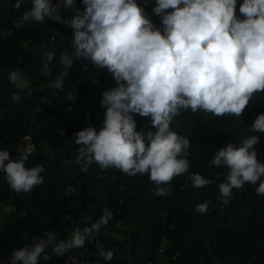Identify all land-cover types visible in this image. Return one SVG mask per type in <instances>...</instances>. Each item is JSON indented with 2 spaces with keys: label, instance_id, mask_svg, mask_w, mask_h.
<instances>
[{
  "label": "trees",
  "instance_id": "1",
  "mask_svg": "<svg viewBox=\"0 0 264 264\" xmlns=\"http://www.w3.org/2000/svg\"><path fill=\"white\" fill-rule=\"evenodd\" d=\"M15 3L0 0V150H7L15 161L19 146L34 145L25 166L43 165L44 182L29 193L17 194L0 171V264H10L14 250L30 244L33 237L43 238L46 231L54 232L57 241L70 239L77 228L95 223L105 206L113 220L95 239L60 257L49 247L51 259L39 264H71L69 257L74 254L86 264H264V195L256 192L260 181L233 189L229 203L222 204L218 185L225 182L228 170L211 163L228 144L239 147L243 139L257 136L254 149L264 164V133L252 129L264 113V92L253 94L240 117L190 108L173 117L170 130L189 139L188 155L180 158L187 159L190 167L168 185L157 186L147 173L130 177L114 167L101 169L95 162L82 172L79 165L67 163L78 154L73 133L89 126L101 130L106 112L102 93L113 88L115 80L107 68L74 57L62 90L51 87L63 69L61 53H74L75 30L47 17L43 24L24 22L21 17L32 0H24L18 10ZM74 3L81 11L85 7L82 0ZM136 3L154 30L163 34V13L153 12L156 0ZM242 3L236 0L235 15L240 20L245 19L239 12ZM75 14L71 7L60 9L66 21ZM47 52L55 56L52 72L45 77L40 68ZM13 71L23 74L31 91H20L9 82ZM13 93L20 99L13 101ZM69 93L74 101L67 100ZM132 115L136 131H156L150 117ZM193 173L211 182L195 188ZM157 187L170 188L171 194L156 196ZM206 200L211 201L208 212L198 213L197 204ZM98 248L112 251L113 259L99 257Z\"/></svg>",
  "mask_w": 264,
  "mask_h": 264
},
{
  "label": "clouds",
  "instance_id": "2",
  "mask_svg": "<svg viewBox=\"0 0 264 264\" xmlns=\"http://www.w3.org/2000/svg\"><path fill=\"white\" fill-rule=\"evenodd\" d=\"M23 3L16 0L14 7L18 10ZM82 3L85 7L81 11L75 8L74 0H32V7L21 17L24 22L37 24H43L47 17L75 30L71 41L74 53H61L63 69L51 87L62 90L74 57L107 68L115 80V86L102 93L101 106L106 112L101 130L89 126L73 133L78 154L67 163L79 165L82 172L95 162L101 169L114 167L130 177L147 173L157 186L168 185L190 167L187 159L180 158L188 155L189 139L170 130L173 117L189 108L213 116L240 117L253 94L264 92V0H243L239 7L243 20L235 15L236 0H156L153 12L163 13V34L154 30L136 0ZM61 7H71L76 14L66 21L60 15ZM167 9L173 11L167 13ZM44 56L40 72L47 77L55 54L47 52ZM9 82L20 91H31L29 81L19 71L9 74ZM12 99L19 100V94L13 93ZM74 99L69 93L67 100ZM132 114L150 117L156 131H136ZM252 129L264 133V113L255 119ZM258 143L257 136L243 139L239 147L230 143L211 161L228 170L225 182L218 185L217 199L222 204L227 205L233 189L246 183L260 181L256 192L264 195V164L258 161L254 149ZM34 147L19 146L15 161L7 150H0V171L17 194L29 193L44 182L40 175L43 165L25 166ZM190 178L195 188L211 182L198 173ZM170 194L171 189L166 187H157L154 193ZM210 203L206 200L197 204L195 210L206 214ZM112 220L113 213L105 206L95 223L77 228L66 241H57L54 232L46 231L43 238L33 237L30 244L14 250L10 264L48 261L49 247L57 257L82 249L86 240L95 239ZM98 255L111 261L114 253L98 248ZM69 261L86 264L75 254Z\"/></svg>",
  "mask_w": 264,
  "mask_h": 264
},
{
  "label": "built area",
  "instance_id": "3",
  "mask_svg": "<svg viewBox=\"0 0 264 264\" xmlns=\"http://www.w3.org/2000/svg\"><path fill=\"white\" fill-rule=\"evenodd\" d=\"M62 8H64V10H65V7H62Z\"/></svg>",
  "mask_w": 264,
  "mask_h": 264
}]
</instances>
